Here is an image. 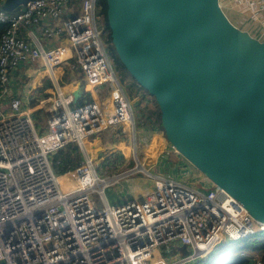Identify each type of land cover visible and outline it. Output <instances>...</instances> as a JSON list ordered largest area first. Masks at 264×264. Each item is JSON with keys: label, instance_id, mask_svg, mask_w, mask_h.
<instances>
[{"label": "built area", "instance_id": "obj_1", "mask_svg": "<svg viewBox=\"0 0 264 264\" xmlns=\"http://www.w3.org/2000/svg\"><path fill=\"white\" fill-rule=\"evenodd\" d=\"M228 1L232 13L264 28V0ZM98 2L32 0L17 11H0V23L7 26L0 36V264H193L223 243L264 233V224L215 185L149 171L156 181L152 190L124 203L108 201L106 191L118 178L146 170L139 168L135 106L98 26ZM71 61V73L80 74L86 87L106 89V99L88 101L84 93L75 103V92L60 86L55 72L58 66L67 70ZM37 62L53 74L56 96L33 108L12 98L8 111L3 109L12 73ZM116 135L133 143L130 164L109 178L89 144L100 139L114 145ZM70 143L82 150L83 161L60 176L53 157ZM251 264L264 262L256 256Z\"/></svg>", "mask_w": 264, "mask_h": 264}, {"label": "water", "instance_id": "obj_2", "mask_svg": "<svg viewBox=\"0 0 264 264\" xmlns=\"http://www.w3.org/2000/svg\"><path fill=\"white\" fill-rule=\"evenodd\" d=\"M30 1L6 0L0 11ZM106 3L112 44L156 99L168 143L264 224V42L237 27L220 0ZM84 92L80 81L75 103Z\"/></svg>", "mask_w": 264, "mask_h": 264}, {"label": "crops", "instance_id": "obj_3", "mask_svg": "<svg viewBox=\"0 0 264 264\" xmlns=\"http://www.w3.org/2000/svg\"><path fill=\"white\" fill-rule=\"evenodd\" d=\"M3 1L5 2L6 0H3ZM220 1H221L223 8H225L227 11L226 12L227 16L237 27H239L241 30L247 31L250 35H252L256 39L264 42V28L263 27L259 26L257 22L249 21L248 18L242 17V15L239 12L232 13L231 10L228 9L231 5V3L228 0H220ZM58 24H61V21L55 22V25H58ZM40 32H41V28L35 29L36 34H39ZM62 43L66 45L67 44L66 39L63 38ZM65 67L63 68L61 66H58L55 68L56 74L59 75L60 86L66 89H70L73 92H76L78 90L79 82L82 81L85 87L84 93H87L91 101L100 100L101 97L102 99H106L108 97L107 92L103 94L101 93L102 89H94L89 86L86 87L85 81L82 80V77L80 74L78 75V73L69 72V75H67ZM66 77H69V80H66ZM65 81H68V82L65 83ZM64 83L67 87L63 86ZM9 85L11 89V96L7 100V102H5V105L3 106V109H5L6 111H8V107H9L8 101L12 98L22 99L24 108H33L34 107L32 106L33 101L37 102L38 105H40L44 101L52 100L56 96V93H57V83L55 81L53 74L50 73L41 62H37V63L30 64V65H23L16 71H14L11 75ZM43 95H46V98H44ZM138 131L142 132V134L138 135V137H140L138 144L142 150L141 153H165L163 155H160L159 157L161 160L160 168L162 169L163 172H165L167 168L169 171H172V170L174 171V169H172L171 167L172 161L168 155L169 153H178V152L171 151V146L168 143V141L164 138V136L162 135V132L158 130L147 131L141 128H138ZM96 141L97 140H95L94 142ZM128 144L129 143H125L121 141V139H119L118 136L116 135V140H115L114 145H106L102 141V145L96 149H92L89 146V151H91L90 153H122L121 150L125 151L126 148H129ZM126 152L128 153L129 151L126 150ZM154 157L155 155L151 159H153ZM153 164H156V161H154ZM152 169H155V168H152ZM157 173H159V171ZM169 177H173V176L169 175ZM177 178H179L180 181H185L187 179L182 174V172L179 174ZM144 190H146V188L143 189L142 187V189L138 191L137 194L139 196L144 195V193H142ZM219 246H217L214 249L213 253L216 252ZM208 256H206L203 259L197 260L196 263L198 262L197 264H208V263H202L203 261L207 260ZM256 256L258 255H255V257ZM234 257H236L235 254H234Z\"/></svg>", "mask_w": 264, "mask_h": 264}, {"label": "trees", "instance_id": "obj_4", "mask_svg": "<svg viewBox=\"0 0 264 264\" xmlns=\"http://www.w3.org/2000/svg\"><path fill=\"white\" fill-rule=\"evenodd\" d=\"M98 12L100 16L105 19V30L109 32V36L105 38V42L108 45V52L111 61L113 62L117 76L121 84L126 85V91L131 100L139 99L138 101V111L141 116L138 119L137 115V126L138 128L147 131H162L165 133L162 126V115L159 105L154 97H152L144 88H142L138 83L132 78L126 67L122 64L119 56L112 44L110 37V31L107 23V3L106 0H99L98 2ZM19 10V9H18ZM7 26L0 23V36L6 31ZM66 80H69L66 77ZM46 98V95H43ZM148 103L147 105H143ZM152 103V106H151ZM38 105L37 102H32V106ZM125 150H128L126 148ZM115 159H113L114 161ZM83 161V153L81 152L78 145L70 143L63 150H61L54 157V170L58 175H65L76 168H78ZM234 254L236 257H234ZM255 255L261 256L264 262V233L233 243V244H223L219 246L215 253H211L207 260L202 263L208 264H251Z\"/></svg>", "mask_w": 264, "mask_h": 264}, {"label": "rangeland", "instance_id": "obj_5", "mask_svg": "<svg viewBox=\"0 0 264 264\" xmlns=\"http://www.w3.org/2000/svg\"><path fill=\"white\" fill-rule=\"evenodd\" d=\"M105 19L100 16L99 12L97 11V22L98 26L100 29L103 30V38H107L109 36V32L104 31L105 30ZM106 41V40H105ZM74 68V62H70L69 68L66 70V74L69 75V72H71V69ZM59 71V70H58ZM69 78V77H68ZM71 78V77H70ZM68 81H65L67 83ZM64 83L63 86H66ZM124 88H126V85H123ZM67 87V86H66ZM71 88V87H70ZM68 90V89H67ZM102 94L106 93V89L101 90ZM102 96V95H101ZM102 99V97L100 98ZM90 101V99H88ZM138 101L139 99L136 97V99L133 100L134 103V108H135V114L137 115L138 119H142L141 116L139 115L138 111ZM148 103H144L143 105H147ZM152 106V103H151ZM137 119V120H138ZM162 132V131H161ZM142 134L141 131H138V135ZM162 135L164 138L167 140L165 133L162 132ZM140 139V137H138ZM143 140V139H142ZM132 144H128V151L130 149ZM171 146V145H170ZM122 153H90L92 158L95 159L96 163L98 164L99 168L101 169L100 171L104 173L106 177L113 178L119 176L126 167L129 166L130 162L129 159H126L128 156V153L123 150H121ZM139 152H137V156L140 160L142 166H145L151 174L153 175H162V176H168L172 175L173 177L171 178H177L179 174L182 172V174L187 178L184 182L190 183V184H195L198 183L201 187H206V186H211L213 183L203 174L201 173L198 169H196L189 161H187L181 154L179 153H169V158L172 161L171 167L174 169V171H169L168 168L166 169L165 172L162 171L160 168V155H163L165 153H141L142 150L139 146L138 149ZM171 151L172 146H171ZM176 150H174L175 152ZM57 155V154H56ZM55 155V156H56ZM155 157L151 159L153 156ZM54 156V157H55ZM53 157V160H54ZM129 158V157H128ZM113 159H115L113 161ZM156 161V164H153V162ZM102 166V167H100ZM178 167V169H177ZM155 168V169H152ZM159 171V173L157 172ZM176 172V174H175ZM118 178V177H117ZM123 177L118 178L117 183H113L109 189L106 191V196L108 201L110 203L114 204L117 202L124 203L128 200L134 199V198H140L142 195H138L137 192L140 191L143 187V189L146 188L142 193L149 192L152 190L155 186V179L154 178H149V175L146 172H139L138 174H133L131 176L126 177L125 179H122ZM179 180V178H177ZM180 181V180H179ZM64 183V181H63ZM65 184V183H64ZM94 198L98 201V205L100 207L104 206L103 200L100 198L99 195H94ZM223 245V244H222ZM173 246H178L177 242L173 244ZM160 252L165 256L170 258L169 255L165 253V247H161ZM214 250L211 252L213 253ZM198 263V262H197ZM196 261L193 264H197Z\"/></svg>", "mask_w": 264, "mask_h": 264}, {"label": "bare ground", "instance_id": "obj_6", "mask_svg": "<svg viewBox=\"0 0 264 264\" xmlns=\"http://www.w3.org/2000/svg\"><path fill=\"white\" fill-rule=\"evenodd\" d=\"M139 168H140V170H146L145 172H148V170L146 168H144V166H142L141 164H140Z\"/></svg>", "mask_w": 264, "mask_h": 264}]
</instances>
